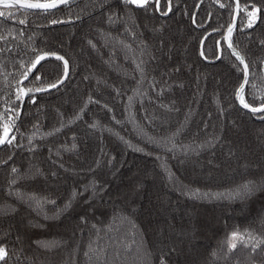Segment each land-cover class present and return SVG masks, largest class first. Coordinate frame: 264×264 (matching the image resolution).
<instances>
[{"label": "trees", "instance_id": "1", "mask_svg": "<svg viewBox=\"0 0 264 264\" xmlns=\"http://www.w3.org/2000/svg\"><path fill=\"white\" fill-rule=\"evenodd\" d=\"M239 3L228 39L260 107L264 0ZM0 10V264H264V111L235 99L234 0ZM45 53L68 62L55 88L56 57L23 78Z\"/></svg>", "mask_w": 264, "mask_h": 264}, {"label": "snow or ice", "instance_id": "2", "mask_svg": "<svg viewBox=\"0 0 264 264\" xmlns=\"http://www.w3.org/2000/svg\"><path fill=\"white\" fill-rule=\"evenodd\" d=\"M68 0H51V2H45V3H41V2H26V0H0V5H3L4 8H10L13 7L15 4H19L21 9H40L43 10L45 12H47L50 9H55L56 7H58L59 4H65L67 3ZM152 0H125V3H129V4H134L137 5L138 7H146L149 3H151ZM155 2L157 3V5H159V0H155ZM223 6V5H221ZM170 10V9H169ZM257 10L255 9V6H253V12L249 13V16L252 17L255 15V12ZM165 15H167V12L164 13ZM7 15H10V13H6L5 11L0 10V17H5ZM20 23H25L24 20L19 21ZM52 23H57V21H52ZM249 27L252 26V21H250ZM231 27H229V36L231 35ZM91 43V42H89ZM264 43V42H262ZM229 47H232L231 43H229ZM234 55H236L237 59L240 60L241 63H243V58L239 55V53H236L234 51L233 53ZM48 53H45L44 55H40L37 56L36 60L32 63L31 67L24 72L23 74V78L27 79L29 73L35 69L37 67V65L43 61L46 57H47ZM55 55V54H52ZM57 60H64V57L62 56H56ZM68 62L66 60H64V72H65V77L67 75V71H68V67H67ZM247 69V66L245 65V70ZM37 80H40L41 77L37 76L36 77ZM62 83V79L58 80L56 82V84H50L48 87L49 88H55L57 86V84ZM35 91H45L46 89L43 88H37L34 89ZM243 90V85H241V87L239 89H237V96L240 99L241 104L245 107V108H249L250 106L244 102L243 96L241 95ZM33 91V89H28L27 91H25L24 89H19V93H18V99H21L24 95L27 94V92H31ZM261 109H264V104L261 105L260 108H252L251 111L253 112H257L260 111ZM93 127H95V125H93ZM10 127L5 125L3 127V136H0V145H3L5 143L7 144H11L12 140L14 139L11 138L9 139L7 136V133L10 131ZM57 131H59V129H57ZM73 147H75V145H73ZM139 150V149H138ZM13 172H16V169L13 168L12 169ZM245 190H250L248 189V186L245 185ZM75 195V194H74ZM249 236L251 238V234L249 233ZM244 241V235L241 234L239 231H235L233 233L230 234L229 239H228V244H229V248H235L236 247V242L237 241ZM7 257V251L4 247L0 246V262H3ZM161 264H163V257L161 258Z\"/></svg>", "mask_w": 264, "mask_h": 264}, {"label": "water", "instance_id": "3", "mask_svg": "<svg viewBox=\"0 0 264 264\" xmlns=\"http://www.w3.org/2000/svg\"><path fill=\"white\" fill-rule=\"evenodd\" d=\"M70 0H68V2H69ZM26 2H36V1H31V0H26ZM45 2H51V0L50 1H44V2H41V3H45ZM66 4V3H65ZM16 6H19V4H15ZM62 5H64V4H59L58 5V7H60V6H62ZM58 7H56V8H58ZM30 10H40V9H30ZM51 10V9H50ZM239 10H240V3H239V0H234V17H233V19H232V21L230 22V24L227 26V28L225 29V31H224V40H225V44H226V46L228 47V49H230L233 53H234V51L236 52V53H239V55L243 58V63H242V65H243V68H244V76H243V79H242V82H241V84L239 85V87H238V89L241 87V85H243V89H244V87L246 86V84H247V82H248V78H249V68H248V64H247V62H246V60L244 59V57L242 56V54L235 48V47H229V39H228V35H229V32H228V30H229V27H231V29L234 27V25L236 24V22H237V19H238V15H239ZM52 54H55V53H48V55H47V57H56V56H60V55H58V54H55V55H52ZM42 55H44V54H42ZM245 65L247 66V69L245 70ZM262 74H263V77H264V60H263V62H262ZM64 78H65V75H64V77H63V79L62 80H64ZM58 85V84H57ZM243 91V90H242ZM242 94V93H241ZM235 99H236V102L238 103V105L242 108V109H244V110H247V111H250V112H253V111H251V109L252 108H260V107H252V106H250L249 108H245L242 104H241V102H240V99L238 98V96H237V90H236V94H235ZM262 111H264V109H261L260 111H257V112H255V113H258V112H262ZM7 136H8V133H7Z\"/></svg>", "mask_w": 264, "mask_h": 264}, {"label": "bare ground", "instance_id": "4", "mask_svg": "<svg viewBox=\"0 0 264 264\" xmlns=\"http://www.w3.org/2000/svg\"><path fill=\"white\" fill-rule=\"evenodd\" d=\"M50 1V0H49ZM68 3V2H67ZM63 6V5H62ZM61 7V6H60ZM59 8V7H58ZM240 11V10H239ZM239 16V15H238ZM234 17V16H233ZM233 19V18H232ZM232 21V20H231ZM224 42H225V40H224ZM65 79V78H64Z\"/></svg>", "mask_w": 264, "mask_h": 264}]
</instances>
